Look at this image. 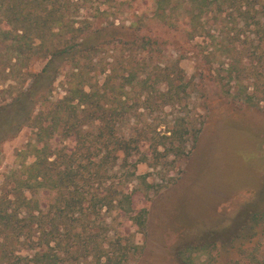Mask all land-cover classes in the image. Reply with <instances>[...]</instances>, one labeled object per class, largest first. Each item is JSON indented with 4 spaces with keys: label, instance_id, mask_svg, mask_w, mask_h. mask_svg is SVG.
<instances>
[{
    "label": "trees",
    "instance_id": "16d2710c",
    "mask_svg": "<svg viewBox=\"0 0 264 264\" xmlns=\"http://www.w3.org/2000/svg\"><path fill=\"white\" fill-rule=\"evenodd\" d=\"M135 1L0 0V84L6 83L0 87V144L23 127L33 131L26 145L32 161L17 164L10 194L0 196V264H73L85 254H96L101 264H126L136 248L129 238L96 244L90 220L105 207L144 229L146 208H135L133 199L145 188L128 184L136 165L159 152L156 143L145 152L140 135L118 136L116 127L125 87L146 89L147 60L160 56L163 41L136 21H115L120 6ZM139 1L167 31L217 43V55L228 59L226 82L237 86L232 96L264 101V0ZM219 59L212 54L211 61ZM56 79L62 94L52 99ZM155 79L166 92L177 93L182 84L175 70ZM187 133L174 123L162 136L171 146L163 148L174 141L181 154ZM117 172L119 188L110 180L102 196L88 190ZM45 191L54 193L46 206L37 196ZM244 217L206 262L179 254L183 263L264 264V197Z\"/></svg>",
    "mask_w": 264,
    "mask_h": 264
},
{
    "label": "rangeland",
    "instance_id": "374dc122",
    "mask_svg": "<svg viewBox=\"0 0 264 264\" xmlns=\"http://www.w3.org/2000/svg\"><path fill=\"white\" fill-rule=\"evenodd\" d=\"M123 4L116 22L136 21L145 33L163 43L158 48L160 56L147 60L146 89L138 83L125 87L116 134L126 138L140 135L145 152L151 150L148 144L156 143L159 153H148L147 160L136 165V176L128 184L145 188L133 199L135 208H146L143 231L114 210L100 207L90 217L91 233L97 235L96 244L129 238L136 248L128 254L126 264H185L179 254H198L206 262L264 197V101L248 103L243 96H232L237 86L226 82L228 59L217 55V43L208 45V39L201 37L187 41L179 32L167 31L139 0L127 8ZM212 54L221 61H211ZM174 70L181 75L182 84L177 93L173 89L166 92L164 84L155 83V76L160 71L174 76ZM57 80L52 99L62 94ZM4 86L6 83L0 84ZM247 86L246 93L251 92V84ZM176 122L188 130L178 155L174 141L173 148H163H170L171 143L162 137L169 135ZM32 137V129L23 127L0 144V196L10 194L17 164L32 161L26 150ZM107 176L88 190L102 196L110 180L115 187L121 186L118 172ZM37 196L46 206L54 193ZM200 246V252L191 249ZM85 256L78 255L73 264H101V260L95 261L96 254Z\"/></svg>",
    "mask_w": 264,
    "mask_h": 264
}]
</instances>
